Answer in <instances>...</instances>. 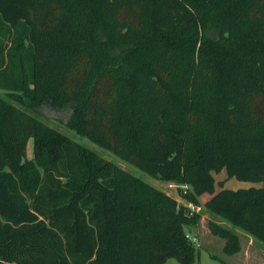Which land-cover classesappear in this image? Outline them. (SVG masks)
Instances as JSON below:
<instances>
[{
    "label": "trees",
    "instance_id": "obj_1",
    "mask_svg": "<svg viewBox=\"0 0 264 264\" xmlns=\"http://www.w3.org/2000/svg\"><path fill=\"white\" fill-rule=\"evenodd\" d=\"M0 90V264L199 255L196 214L38 120L42 106L264 242V0H0ZM222 169L256 185L215 191Z\"/></svg>",
    "mask_w": 264,
    "mask_h": 264
},
{
    "label": "rangeland",
    "instance_id": "obj_2",
    "mask_svg": "<svg viewBox=\"0 0 264 264\" xmlns=\"http://www.w3.org/2000/svg\"><path fill=\"white\" fill-rule=\"evenodd\" d=\"M211 37L217 39L220 37V33L213 31ZM0 95L4 96L3 91ZM11 102H15L14 100ZM18 103V102H17ZM14 103L16 105H19ZM20 106V105H19ZM22 107V106H21ZM36 116L38 120L45 123L49 127L63 133L69 138L75 139L82 143L90 150L96 152L100 157L115 163L117 166L125 170L126 172L140 177L147 183L155 186L156 188L164 191L171 197L175 198L178 203L187 206L191 212L197 215V222L194 226H188L187 236L190 241L198 250V258L194 264H222L221 261L212 257L216 255L223 259L227 264H262L264 263V242L257 238H254L242 230L233 227L231 224L224 222L219 216L208 211L204 207V202L210 197L209 194H203L198 197V205H193L187 201L185 197L186 193L190 191L188 185L179 183L177 181H163L154 178L131 164L121 160L111 151L100 147L96 143L92 142L84 135L77 133L75 130L68 128L66 123L70 116V110H56L49 106H42L30 111ZM27 156H31V147L28 146ZM215 178V191L221 188L220 181H223V188L239 189L246 188L251 185H256L249 181L238 180L234 177H228L226 171L222 169L218 173H213ZM209 224H215L225 229H228L235 235L234 241L236 250L232 253H227L224 249L228 242L227 238L221 237L211 232ZM187 229V228H186ZM233 242V241H232ZM232 242H229L231 245ZM164 264H180L174 258L166 260Z\"/></svg>",
    "mask_w": 264,
    "mask_h": 264
},
{
    "label": "crops",
    "instance_id": "obj_3",
    "mask_svg": "<svg viewBox=\"0 0 264 264\" xmlns=\"http://www.w3.org/2000/svg\"><path fill=\"white\" fill-rule=\"evenodd\" d=\"M2 90H0V92H1ZM224 222H226V221H224ZM228 223V222H227ZM187 228V229H186ZM189 227L188 226H186L185 227V231H186V233H188L187 231H189V229H188Z\"/></svg>",
    "mask_w": 264,
    "mask_h": 264
}]
</instances>
